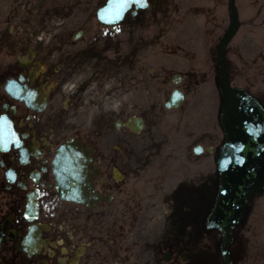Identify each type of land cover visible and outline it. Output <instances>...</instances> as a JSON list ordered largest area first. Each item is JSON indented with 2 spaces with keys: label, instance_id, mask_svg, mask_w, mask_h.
Listing matches in <instances>:
<instances>
[{
  "label": "flooded vegetation",
  "instance_id": "1",
  "mask_svg": "<svg viewBox=\"0 0 264 264\" xmlns=\"http://www.w3.org/2000/svg\"><path fill=\"white\" fill-rule=\"evenodd\" d=\"M107 3L0 0V264H264V188L226 254L207 225L220 109L188 160L162 155L164 141L144 152L128 126L146 125L140 100L176 90L180 109L219 97L221 65L264 110V0H116L101 19ZM69 141L92 155L88 178L63 197L53 162Z\"/></svg>",
  "mask_w": 264,
  "mask_h": 264
},
{
  "label": "water",
  "instance_id": "2",
  "mask_svg": "<svg viewBox=\"0 0 264 264\" xmlns=\"http://www.w3.org/2000/svg\"><path fill=\"white\" fill-rule=\"evenodd\" d=\"M220 87L226 141L217 154L221 188L208 225L223 231L225 246L230 240L231 227L243 213L245 204L264 186V111L245 91L231 88L226 78ZM180 102L181 95L174 92L166 107L178 106ZM140 124V119H134L132 128L137 131ZM89 152L72 142L57 150L54 170L61 193H66L70 187L78 188L85 178L84 156Z\"/></svg>",
  "mask_w": 264,
  "mask_h": 264
},
{
  "label": "rangeland",
  "instance_id": "3",
  "mask_svg": "<svg viewBox=\"0 0 264 264\" xmlns=\"http://www.w3.org/2000/svg\"><path fill=\"white\" fill-rule=\"evenodd\" d=\"M152 102L162 105L164 100H140V113L146 118V125L139 134L130 135L131 139L146 141L145 152L151 141H164L163 154L177 155L180 160H188L193 156L194 147L191 144L197 141V146L202 147L206 135L216 128V115L221 106V98L185 100L180 109H170L159 116L146 113V107ZM159 117V118H158ZM166 133H164V132ZM171 132L170 136L168 133ZM209 143V141L207 142ZM210 144V143H209ZM142 152V151H141ZM209 159L204 161L205 167H211Z\"/></svg>",
  "mask_w": 264,
  "mask_h": 264
}]
</instances>
